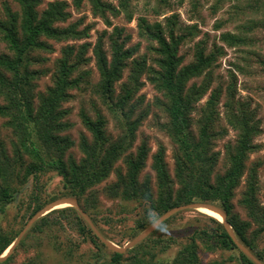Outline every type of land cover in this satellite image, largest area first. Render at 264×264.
Returning a JSON list of instances; mask_svg holds the SVG:
<instances>
[{
    "label": "trees",
    "instance_id": "obj_1",
    "mask_svg": "<svg viewBox=\"0 0 264 264\" xmlns=\"http://www.w3.org/2000/svg\"><path fill=\"white\" fill-rule=\"evenodd\" d=\"M132 1L118 0V8L102 0H72V5L78 9L87 2L93 15L108 23V13L113 17L123 13L131 21ZM12 2L18 8L16 12L5 5V19L0 18V40L8 52L0 54V118L4 120V130L9 134L6 143L0 132V218L15 203L19 188L28 182L29 177L38 182L39 175L53 172L61 178L63 192L49 203L61 198H74L79 204L82 201L83 212L98 227L96 214L100 203L93 189L114 174V182L103 191L109 200L148 205L136 220L130 234L133 239L151 225L154 215V218H159L173 208L192 203L219 207L226 214L228 228L222 222L208 218L209 227L194 231L171 262L158 259L157 254L152 253L144 242L126 251L128 256L108 251L73 207L53 210L39 218L25 237L30 234L41 236L50 227L61 226L62 219H71L68 225L77 232L83 243L93 245L99 253L106 250L109 254L108 258L102 260L97 254L92 264H122L124 261L127 264H200L196 239L208 251H236L237 254L232 255L231 259L238 264H255L237 248L228 232L230 230L235 239L264 264V253L257 243L264 235V208L257 196L259 164L248 163L249 156L259 149L254 139L260 134V121L250 101L238 96L234 78L224 85L214 86L211 69L224 54L223 48L214 45L208 50L197 46L193 61L182 65L179 48L187 35H194L193 31L189 30L187 35L176 34L177 24L172 20L165 32L159 24L150 26L143 20L140 28L143 36L154 44L150 51L154 54L151 60L155 66H148L145 56L133 58L137 49L126 48L129 36L121 38L124 30L114 28L113 35L109 37L108 51L104 50L101 38L94 46L85 42L77 48L69 45L62 47L56 60L52 86L36 98L34 81L40 73L31 70V67L45 59L32 54L52 53L53 47L47 40L55 43L83 41L88 38L89 29H80L81 22L60 27L70 19L68 0H47L42 11L39 8L44 0ZM259 24L263 23L251 20L242 28L238 27L237 34L222 33L220 41L229 48L251 45L253 40L246 34ZM90 48L99 75L97 84L92 86V94L121 122L122 134L116 140L108 138L104 117L97 113L93 120L81 111L80 120L90 139L80 137L77 147L82 157L76 160L69 154L75 142L65 135L71 125L66 121L68 111L62 105L72 98L71 91L91 86V73L84 69L90 61L86 57ZM258 64L264 72V59L258 57ZM126 68H129L126 82L121 84V92L115 96L114 86L122 79ZM143 75L162 96L161 100H157V106L165 114L166 122L160 124L159 129L175 147L172 175L162 147L152 156L155 191L150 179L140 181L150 153L147 144L142 142L134 152H130L135 133L146 115L140 114L132 120L135 107L140 105L135 104L134 107L131 102L143 85ZM221 121L224 127H221ZM227 129L235 132L236 138L233 144L225 145L222 159L226 169L222 174H217L215 171L221 154L215 151V145L226 136ZM119 162H122V166L117 167ZM242 182L244 190L239 203L249 222L240 220L232 205L234 193ZM49 203H41L37 196H31L22 216L24 226ZM170 219L172 217L164 223ZM251 224L257 230L247 238ZM16 238L17 234L10 237L0 231V256ZM11 256L12 253L0 264H8ZM226 263L223 260L211 264ZM23 264L44 263L29 260Z\"/></svg>",
    "mask_w": 264,
    "mask_h": 264
},
{
    "label": "rangeland",
    "instance_id": "obj_2",
    "mask_svg": "<svg viewBox=\"0 0 264 264\" xmlns=\"http://www.w3.org/2000/svg\"><path fill=\"white\" fill-rule=\"evenodd\" d=\"M102 1L118 8V0ZM46 3L47 0H44L39 11L45 8ZM68 4L70 19L67 23L60 24V27L81 22L80 29H89L88 38L83 41H68L64 43H55L47 40L46 42L53 47L52 53L38 52L32 54V56L35 55V57L39 56L41 59H45V61L31 67V70H36L40 73L38 79L34 81L35 97L38 98L39 95L45 94L47 89L52 86L56 60L60 56V49L62 47L69 45L77 48L85 42L94 46L101 38L104 50L108 51L109 37L113 35L114 28L123 29L124 32L121 38L129 36L126 48L135 47L137 49L133 58L145 56L148 66H155L151 60L154 54L150 51L153 43L143 36L140 24L143 23V20L150 26L159 24L167 32L171 21L175 20L177 24L176 34L187 35L189 30L194 33L193 36L187 35L185 41L180 45L179 56L182 59V65L193 61V55L197 46L206 47L208 50L212 49L214 45L222 47L224 54L219 57L211 69L215 82L214 86L216 84L224 85L234 78L237 82L238 96L250 101L251 107L257 112L261 131L254 139V144L258 145L259 149L256 153L249 156L248 163L259 164L257 167V196L259 203L264 208V72L261 71L258 64V57L264 59V0H133L130 6L132 11L131 21L127 20L123 13L116 17L108 13V23L104 19L93 15L87 2L83 3L78 9L72 5V0H68ZM5 5L9 6L13 12H16L18 9L12 0H0V18L3 20L5 19V16H3ZM251 20L256 23H263L254 27L249 34H246L253 40L251 45L241 48H229L220 41L222 33L230 32L237 34L239 33L237 28H242ZM91 48L86 56L90 58V61L84 67L85 70L91 73V86H82L80 90L71 91L72 98L68 103L62 105V108L68 111L66 121L71 125L65 135L75 142V147L69 151V154L76 160L82 157L77 147L80 137L85 136L90 139L89 133L80 120L79 114L81 111H84L93 120H95L96 114L100 113L106 122L105 133L108 138L116 140L122 134L121 122L110 114L101 101L92 94V86L97 84L99 75L95 68ZM5 53L8 52L4 43L0 40V54ZM128 74L129 68H126L122 79L114 86L115 96L121 92V84L126 82ZM141 81L143 85L131 102V105L134 107L136 106L135 104L140 105L137 108L135 107L132 120L136 119L140 114L146 113V115L135 133L130 152H134L142 142L147 144L150 153L146 167L140 176V181L150 179L151 186H153L155 191V178L151 169L152 156L157 152L159 147H162L164 149L165 162L172 175L175 147L166 134L159 129V125L166 122L165 114L157 106V100H161L162 96L147 81L145 75L141 77ZM196 82H199V80H196ZM205 100L206 98L201 104ZM36 102L37 99H35ZM219 109L222 111L221 107ZM195 117H197L196 114ZM3 124L4 120L0 118L1 137L7 143L9 134L5 132ZM220 125L224 127V122L221 121ZM193 130L195 132V127ZM235 138V132L227 129L226 136L216 142L215 151L221 154V160L215 173L222 174L225 171L226 166L222 159L224 147L227 143L233 144ZM120 166H122V162L117 164V167ZM114 180L115 175L112 174L108 180L93 189L97 193L100 203L98 204L99 208L96 214L98 227L95 228L104 240L118 248H123L133 240L130 234L133 232L136 220L143 215L148 205L139 202L109 200L103 191ZM243 190L244 182L235 191L232 205L234 213L238 215L239 219L243 222H249L245 211L239 203ZM62 192L61 178L53 172L39 175L38 182L29 177L28 182L19 188V194L15 203L11 204L7 208L6 213L0 218V231L10 237L17 234L18 238L21 230L24 228L25 223L22 221V216L27 209V203L30 201L31 196H37L41 203H49L53 198L60 197ZM81 203L82 201L78 204L82 209ZM62 208L72 207L68 205L59 206L54 210ZM154 216L151 217V220H153L151 225L158 219V217L154 218ZM208 218L211 217L202 214L199 210L178 212L168 222L162 223L155 230L156 232L154 231L142 242L146 244L152 253L157 254L158 259L163 262H171L176 257L178 251L188 242L189 237L193 235L194 231L209 227ZM71 221V219L70 221L62 219L60 221L61 226L50 227L49 231L47 230L41 236L30 234L28 237H25L28 229L14 248L16 250L12 252L8 264H23L29 260L41 261L44 264H92L95 263L96 259L93 257L97 254L101 256V260L109 257L106 250H102L99 253L93 245L83 243L82 238L77 232L69 227L68 224ZM255 230H257V227L251 224L246 235L247 238H250L251 234L256 232ZM196 243L200 264H211L215 261L223 260L227 262L226 264H238L236 260L231 259L232 255L237 254L236 251H208L205 245L198 239H196ZM257 243L259 250L264 253V235L260 236ZM164 246L166 247L164 248ZM107 249L111 251L109 248ZM69 253L71 257H69ZM6 254L7 250L2 256H6ZM125 256H128V254L125 253ZM122 264H127V261L122 262Z\"/></svg>",
    "mask_w": 264,
    "mask_h": 264
},
{
    "label": "water",
    "instance_id": "obj_3",
    "mask_svg": "<svg viewBox=\"0 0 264 264\" xmlns=\"http://www.w3.org/2000/svg\"><path fill=\"white\" fill-rule=\"evenodd\" d=\"M63 205H68L71 206L79 212L81 217L86 221V223L89 225V227L92 229L94 234L101 240V242L109 248L113 252H118V253H125L127 250L132 249L139 243H141L143 240H145L148 236H150L162 223H164L167 219L172 217L178 212L185 211V210H200V209H205L208 211H211L215 214H217L221 218V222L225 225L226 228H228V224L226 222V214L217 206H214L212 204H207V203H192L180 207L173 208L169 211H167L165 214L160 216L151 226H149L146 230H144L142 233H140L138 236H136L132 241H130L125 247L123 248H118L106 240H104L95 226L93 225L92 221L90 218L82 211V209L79 207V204L76 199L74 198H61L58 200H55L48 205H46L42 210L37 212L24 226V228L21 230L17 240L12 244L10 248L7 249V254L6 256H0V262H3L8 255H10L13 251V249L18 245L20 242L21 238L23 235L26 233V231L41 217L46 215V213L54 210L55 208ZM231 238L233 239L235 245L237 248L245 255L247 256L250 260H252L255 264H261L259 261L255 259V257L242 245L240 244L235 237L233 236L232 232L228 230Z\"/></svg>",
    "mask_w": 264,
    "mask_h": 264
},
{
    "label": "bare ground",
    "instance_id": "obj_4",
    "mask_svg": "<svg viewBox=\"0 0 264 264\" xmlns=\"http://www.w3.org/2000/svg\"><path fill=\"white\" fill-rule=\"evenodd\" d=\"M63 206H67V205H63ZM202 214H205V215H207V216H210L211 218H214V219H216V221L218 220V221H221V218L217 215V214H215V213H213V212H211V211H208V210H205V209H200L199 210Z\"/></svg>",
    "mask_w": 264,
    "mask_h": 264
}]
</instances>
